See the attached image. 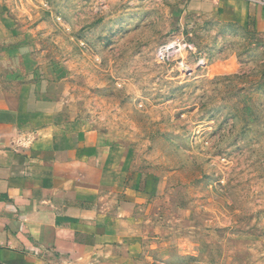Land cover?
Returning <instances> with one entry per match:
<instances>
[{
	"label": "rangeland",
	"instance_id": "obj_1",
	"mask_svg": "<svg viewBox=\"0 0 264 264\" xmlns=\"http://www.w3.org/2000/svg\"><path fill=\"white\" fill-rule=\"evenodd\" d=\"M0 73L155 175L137 264H264V34L183 0H0Z\"/></svg>",
	"mask_w": 264,
	"mask_h": 264
},
{
	"label": "crops",
	"instance_id": "obj_2",
	"mask_svg": "<svg viewBox=\"0 0 264 264\" xmlns=\"http://www.w3.org/2000/svg\"><path fill=\"white\" fill-rule=\"evenodd\" d=\"M183 1L264 34L257 4ZM30 78L0 73V264H137V209L156 193L155 175L64 116Z\"/></svg>",
	"mask_w": 264,
	"mask_h": 264
},
{
	"label": "built area",
	"instance_id": "obj_3",
	"mask_svg": "<svg viewBox=\"0 0 264 264\" xmlns=\"http://www.w3.org/2000/svg\"><path fill=\"white\" fill-rule=\"evenodd\" d=\"M250 3H254L262 7L264 12V0H245ZM193 46L191 43L186 41L184 38H176L172 41H168L160 44L155 49V55L160 63L172 62L173 60H179L178 63L181 67L186 63L184 61L188 51L192 50Z\"/></svg>",
	"mask_w": 264,
	"mask_h": 264
}]
</instances>
